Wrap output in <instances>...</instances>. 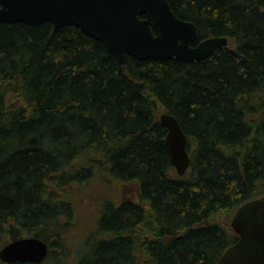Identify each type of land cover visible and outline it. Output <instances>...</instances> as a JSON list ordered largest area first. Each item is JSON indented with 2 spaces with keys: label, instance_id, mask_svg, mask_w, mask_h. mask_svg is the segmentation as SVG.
Segmentation results:
<instances>
[{
  "label": "trees",
  "instance_id": "1",
  "mask_svg": "<svg viewBox=\"0 0 264 264\" xmlns=\"http://www.w3.org/2000/svg\"><path fill=\"white\" fill-rule=\"evenodd\" d=\"M197 38L232 47L200 60L124 65L67 24L0 22V245H48L73 214L70 188L106 171L137 200L102 208L74 264H216L238 235L230 218L264 194V0H170ZM143 16V15H141ZM186 134L190 164L169 160L157 107Z\"/></svg>",
  "mask_w": 264,
  "mask_h": 264
},
{
  "label": "water",
  "instance_id": "2",
  "mask_svg": "<svg viewBox=\"0 0 264 264\" xmlns=\"http://www.w3.org/2000/svg\"><path fill=\"white\" fill-rule=\"evenodd\" d=\"M44 20H50L54 28L79 26L102 41L121 65L128 55L200 60L229 42L227 36H211L193 44L197 38L195 24L177 17L170 0H0V22L36 25ZM159 121L167 131L170 163L182 175L190 164L186 134L171 113L161 112ZM230 226L238 239L216 264H264V194L242 203ZM47 253L44 240L25 236L5 243L0 248V260L39 263Z\"/></svg>",
  "mask_w": 264,
  "mask_h": 264
},
{
  "label": "rangeland",
  "instance_id": "3",
  "mask_svg": "<svg viewBox=\"0 0 264 264\" xmlns=\"http://www.w3.org/2000/svg\"><path fill=\"white\" fill-rule=\"evenodd\" d=\"M232 46L233 42L229 40L228 47ZM163 111L162 106L157 107L158 118ZM70 192L73 199V214L60 233V239L50 237L53 243L43 264H74L78 250L84 246L89 233L95 228L102 202L111 201L117 204L124 199L137 200L138 185L135 181H114L106 171L97 170L90 180L73 185ZM231 219L232 217L227 218L225 214H217L213 216L212 221L231 228ZM2 246L0 245V248Z\"/></svg>",
  "mask_w": 264,
  "mask_h": 264
}]
</instances>
